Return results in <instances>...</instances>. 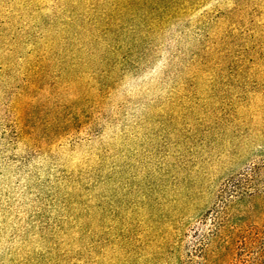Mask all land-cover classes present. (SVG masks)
<instances>
[{"label":"trees","instance_id":"1","mask_svg":"<svg viewBox=\"0 0 264 264\" xmlns=\"http://www.w3.org/2000/svg\"><path fill=\"white\" fill-rule=\"evenodd\" d=\"M239 1L261 0H0V264H97L115 147L150 111L193 114ZM158 61L162 107L134 82ZM182 232L179 264H264V159Z\"/></svg>","mask_w":264,"mask_h":264},{"label":"rangeland","instance_id":"2","mask_svg":"<svg viewBox=\"0 0 264 264\" xmlns=\"http://www.w3.org/2000/svg\"><path fill=\"white\" fill-rule=\"evenodd\" d=\"M238 4L221 60L190 90L193 114L150 111L139 131H130L127 150L115 147L109 193L97 195V264H179L186 223L225 177L264 159V1ZM161 67L158 61L130 81L143 84L146 99L160 97L159 107L173 86L155 79Z\"/></svg>","mask_w":264,"mask_h":264}]
</instances>
